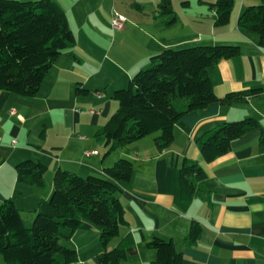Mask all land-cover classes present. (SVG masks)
<instances>
[{
  "label": "crops",
  "instance_id": "0c3cea01",
  "mask_svg": "<svg viewBox=\"0 0 264 264\" xmlns=\"http://www.w3.org/2000/svg\"><path fill=\"white\" fill-rule=\"evenodd\" d=\"M57 1L67 12L76 45L61 53L35 96L0 89V202L11 198L30 227L38 204L53 193L57 170L104 176L106 167L126 157L134 161L136 174L131 186L121 187L117 195L128 224L121 226L109 249L128 234L135 242L127 246V258L120 264H151L157 251L148 242L154 236L173 239L183 253V264H264L262 130L235 139L227 154L211 162L197 143L206 131L227 121L255 117L264 128V49L257 35L238 25L245 8L261 0H235L229 24L220 27L209 5L216 0H188V6L185 0H171L173 13L159 9L161 0H103L113 3L108 11L102 2L88 11L80 0ZM130 4L139 13L127 16L122 28H114L113 11L126 14L124 8ZM198 44L241 47L240 55L209 69L217 95L252 88H262V93L187 113L175 125L172 147L163 152L148 136L108 152L97 133L119 106L114 91L126 87L164 48ZM79 87L86 91L79 92ZM184 158L199 161L207 174L201 183L205 194L190 202L181 198L179 170ZM26 159L47 166L44 187L17 179L16 165ZM194 220L203 232L188 245L185 236ZM67 243L78 252L75 264H92L104 250L97 226L76 231Z\"/></svg>",
  "mask_w": 264,
  "mask_h": 264
},
{
  "label": "trees",
  "instance_id": "16d2710c",
  "mask_svg": "<svg viewBox=\"0 0 264 264\" xmlns=\"http://www.w3.org/2000/svg\"><path fill=\"white\" fill-rule=\"evenodd\" d=\"M235 0L209 3L215 9L214 24H229ZM188 6L189 1H183ZM159 9L173 13L171 0H161ZM239 27L258 36L264 49V0L245 8ZM77 43L66 10L57 0H0V89L24 97L35 96L61 53ZM241 54L237 44H198L168 47L153 55L147 67L139 69L126 87L114 91L117 110L97 133L108 152L153 135L158 152L172 147L175 125L187 113L212 103L230 105L262 93V88L232 91L224 96L215 92L209 69L220 60ZM79 92L86 91L78 88ZM254 129L264 128L260 120L246 117L227 121L206 131L197 141L207 162L227 154L232 142ZM47 166L33 159L16 165L20 182L45 186ZM105 175L81 176L59 169L55 172L50 198L36 207L33 224H24L19 208L9 198L0 202V253L6 264H75L78 252L67 242L78 230L95 226L101 230L104 248L92 264H120L126 248L135 240L128 234L117 246L110 242L127 225L125 207L117 195L130 187L136 174L134 161L119 158L104 169ZM207 177L197 160L184 158L179 170L181 198L190 202L205 194L201 184ZM203 232L194 220L185 236L188 245ZM148 246L157 251L151 264H183V253L173 239L154 236Z\"/></svg>",
  "mask_w": 264,
  "mask_h": 264
},
{
  "label": "rangeland",
  "instance_id": "374dc122",
  "mask_svg": "<svg viewBox=\"0 0 264 264\" xmlns=\"http://www.w3.org/2000/svg\"><path fill=\"white\" fill-rule=\"evenodd\" d=\"M68 1H70V0H68ZM78 1V0H77ZM103 0H101V1H99V0H80V4L79 5H81V7L84 9V10H91V9H94L95 7H97L98 6V4H100V2H102ZM63 2H67V0H63ZM102 3H104V2H102ZM113 4V3H112ZM112 4H110L109 2H106V3H104V5H105V7H104V9L103 10H105V11H108V5L111 7L112 6ZM118 8V7H117ZM125 10H124V12L126 13V14H124V15H126V16H128L129 18H131V17H135V14L137 13H139V10L136 8V7H134L132 4H130V5H128V6H126L125 8H124ZM128 10V11H127ZM114 11H117V12H120V11H118V10H114ZM113 11V12H114ZM121 13V12H120ZM127 17V18H128ZM150 64V62L148 63V64H146L145 66H143L144 68L145 67H147L148 65ZM132 78V77H131ZM129 81V80H128ZM148 137H150V138H152V137H154L153 135H149ZM0 264H6V262L4 261V259H3V256H2V254L0 253Z\"/></svg>",
  "mask_w": 264,
  "mask_h": 264
},
{
  "label": "built area",
  "instance_id": "2783aa9c",
  "mask_svg": "<svg viewBox=\"0 0 264 264\" xmlns=\"http://www.w3.org/2000/svg\"><path fill=\"white\" fill-rule=\"evenodd\" d=\"M127 20L128 18L126 15H124L123 13L114 11L112 15V26L114 28H122ZM86 153L87 154L98 153V151H87Z\"/></svg>",
  "mask_w": 264,
  "mask_h": 264
}]
</instances>
